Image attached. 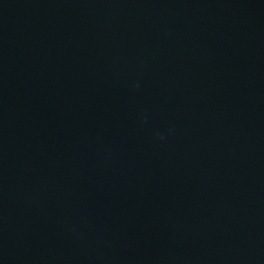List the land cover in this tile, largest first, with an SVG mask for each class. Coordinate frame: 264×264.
<instances>
[{
	"label": "water",
	"instance_id": "1",
	"mask_svg": "<svg viewBox=\"0 0 264 264\" xmlns=\"http://www.w3.org/2000/svg\"><path fill=\"white\" fill-rule=\"evenodd\" d=\"M0 264H264V0H0Z\"/></svg>",
	"mask_w": 264,
	"mask_h": 264
}]
</instances>
